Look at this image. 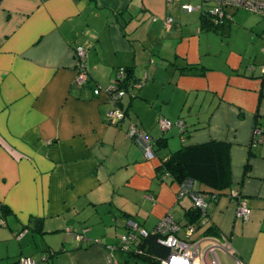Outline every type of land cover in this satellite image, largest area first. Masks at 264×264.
<instances>
[{
    "label": "crops",
    "instance_id": "0c3cea01",
    "mask_svg": "<svg viewBox=\"0 0 264 264\" xmlns=\"http://www.w3.org/2000/svg\"><path fill=\"white\" fill-rule=\"evenodd\" d=\"M204 4L0 0V264H120L114 249L130 221L152 231L168 216L184 239L192 200L156 168L182 145L210 140L231 146L230 182L189 238L203 240L197 261L264 264V63L232 46L229 23L240 9L222 22ZM79 47L84 86L74 84ZM185 63L206 70L182 74ZM118 67L140 85L123 98L128 114L115 126L106 89ZM161 120H182L183 129L162 131ZM130 125L154 143L166 138V148L155 143L146 159ZM239 202L251 210L245 222ZM225 239L228 250L208 251Z\"/></svg>",
    "mask_w": 264,
    "mask_h": 264
},
{
    "label": "trees",
    "instance_id": "16d2710c",
    "mask_svg": "<svg viewBox=\"0 0 264 264\" xmlns=\"http://www.w3.org/2000/svg\"><path fill=\"white\" fill-rule=\"evenodd\" d=\"M198 10H200V7L198 9H195L194 11ZM207 14L208 16L214 18L209 13ZM216 20L221 21L217 18ZM85 64L87 70L86 58ZM202 67L203 66L198 68L196 65L185 63L181 67L180 71L182 74H187L191 71L198 70V74L201 75L203 74V71L206 70ZM119 69L124 70V76L122 77V79H118ZM114 76L115 78L112 84L115 83L118 87V90H123L125 92L124 97L135 96V91L139 88L140 84L133 78L132 71L128 70V68L118 67L114 71ZM262 79L264 82V73L262 74ZM123 98L116 101L115 105L123 109L125 119L128 114V109L126 107H123ZM255 121L256 122L253 128L254 136L255 131H260V128H258L257 119ZM179 122H181L182 128L177 126V123ZM119 124L115 126H118ZM173 126H177L178 128L183 129V121L178 120L175 123H171V127ZM165 140L166 138H159L155 141L158 146L157 151L166 148ZM155 143L153 139L150 140L151 150L152 146H154ZM230 147V144L225 141L215 140H210L208 142L195 145H182L180 148L169 153L165 158L161 160L160 164L156 168L157 177L162 180L168 179L171 184H175L177 186H181L182 184L191 181L195 186L194 189H192L193 192L205 195L207 199L206 201L209 204L210 200H217L224 193L225 188L229 185ZM184 216L187 220L186 226H194L195 228L197 226H200L201 221L205 219L204 217L208 216V213L203 217L197 208L192 207L186 209ZM131 222L134 223L137 228L143 229L140 228L138 223L134 221ZM155 228L153 230H155ZM131 230L132 229L127 224V228L124 234L129 233ZM153 230H146L148 232V235L146 237L136 235V238L127 245L126 249H124L123 245H119L114 249V252L119 255L120 264H162V261H164L168 257L169 250L159 242L158 234L153 232Z\"/></svg>",
    "mask_w": 264,
    "mask_h": 264
},
{
    "label": "built area",
    "instance_id": "2783aa9c",
    "mask_svg": "<svg viewBox=\"0 0 264 264\" xmlns=\"http://www.w3.org/2000/svg\"><path fill=\"white\" fill-rule=\"evenodd\" d=\"M204 3L210 4V10L208 13L213 16L215 19L221 21L230 18L226 11L228 9L238 10L243 9L250 11L259 15L261 18H264V0H204ZM199 8V7H198ZM191 5H182V10L184 12L190 13L195 9ZM172 20L167 19L166 24H169ZM86 51L79 47L75 50L74 60H75V79L74 84L76 86H84L88 81V73L86 70L85 57ZM118 79H122L124 76V70L119 69ZM117 85L114 83L107 87L106 91L108 92L111 103L114 105V108L109 112V123L112 125H117L124 119V111L122 108H119L115 105L116 101L125 96L123 90H118ZM264 95V87L262 89ZM159 128L162 131H166L171 128V123L166 120H161L158 123ZM177 126L181 127V122L177 123ZM258 133V131H256ZM129 138L134 139L136 142H139L144 149V156L147 159H152L154 153L150 147V137L146 130L137 128L135 125H130L127 131ZM194 184L189 181L188 183L182 184L179 186V191L181 195L189 194L193 207L197 208L198 211L204 217L208 212V202L206 201V196L197 192H193ZM235 197V195H233ZM251 210L244 202H239L236 206V215L238 218H241L244 222L250 218ZM206 218V217H204ZM204 223V219L201 221ZM129 227L132 229L129 233L124 234L121 237V245L126 249L127 245L136 238V235L141 237H146L148 232L144 229H139L137 226L129 222ZM139 231V232H137ZM181 231V227L178 223L174 222L170 217H164L156 226L153 232L158 234L159 242L162 243L169 250L168 257L162 261V264H180V261H186L187 264H199L197 261L199 253V245L203 240H199L198 243L189 241V238L194 232V226H187L184 229L185 238H180L178 233ZM224 248L229 249V242L225 239L223 244L219 243L213 244L210 246L208 251L214 252L215 248ZM19 264H33L32 260L23 259L19 261ZM241 264V263H239Z\"/></svg>",
    "mask_w": 264,
    "mask_h": 264
},
{
    "label": "rangeland",
    "instance_id": "374dc122",
    "mask_svg": "<svg viewBox=\"0 0 264 264\" xmlns=\"http://www.w3.org/2000/svg\"><path fill=\"white\" fill-rule=\"evenodd\" d=\"M192 7L196 8V6ZM203 8L210 10V4L205 3ZM228 32L231 34L232 46L236 51L240 53L246 51L250 58L257 60H261L262 56L261 63H264V42L262 40L264 37V18L243 9L234 11L233 19L229 23ZM256 65H260V63L257 61ZM178 146L179 144L175 145V147ZM185 201L186 203L189 202L187 196H185ZM10 249L17 253L20 247L18 245L14 247L13 244H10ZM1 251L2 248L0 247Z\"/></svg>",
    "mask_w": 264,
    "mask_h": 264
},
{
    "label": "clouds",
    "instance_id": "9594fccd",
    "mask_svg": "<svg viewBox=\"0 0 264 264\" xmlns=\"http://www.w3.org/2000/svg\"><path fill=\"white\" fill-rule=\"evenodd\" d=\"M180 264H187L186 261H180Z\"/></svg>",
    "mask_w": 264,
    "mask_h": 264
},
{
    "label": "bare ground",
    "instance_id": "6f19581e",
    "mask_svg": "<svg viewBox=\"0 0 264 264\" xmlns=\"http://www.w3.org/2000/svg\"><path fill=\"white\" fill-rule=\"evenodd\" d=\"M258 133H259V131H258ZM255 134H257V132L255 131ZM155 156V155H154ZM154 158V157H153ZM235 198H236V196H235ZM209 207V206H208ZM208 213V212H207ZM131 222V221H130ZM129 223V222H128Z\"/></svg>",
    "mask_w": 264,
    "mask_h": 264
}]
</instances>
